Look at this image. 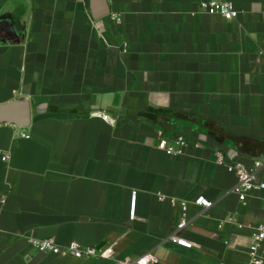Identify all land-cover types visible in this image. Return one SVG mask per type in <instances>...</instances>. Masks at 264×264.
<instances>
[{
	"label": "crops",
	"instance_id": "crops-1",
	"mask_svg": "<svg viewBox=\"0 0 264 264\" xmlns=\"http://www.w3.org/2000/svg\"><path fill=\"white\" fill-rule=\"evenodd\" d=\"M232 1L226 19L200 0H110L99 18L90 0H0L15 31L0 28V103L32 106L30 125L0 123V264L247 261L264 189L241 202L214 151L264 160V0ZM179 134L185 153L159 148ZM184 212L192 247L169 237ZM33 238L107 255L42 252Z\"/></svg>",
	"mask_w": 264,
	"mask_h": 264
},
{
	"label": "built area",
	"instance_id": "built-area-1",
	"mask_svg": "<svg viewBox=\"0 0 264 264\" xmlns=\"http://www.w3.org/2000/svg\"><path fill=\"white\" fill-rule=\"evenodd\" d=\"M200 7L203 11L212 14H220L226 19H232L239 15L240 10L232 0H200ZM96 116L102 117L105 120L114 122V118L101 110L93 113ZM20 134L25 137H30L29 133L21 131ZM160 149L167 154L178 155L186 152L189 146V141L182 135H176L172 139L161 137L158 143ZM216 161L223 164L226 168L234 172L238 176V182L233 187V190L238 194L241 202L246 203L250 194L254 191L264 189V180L260 178V171L264 166L262 158H255L251 164H247L241 159H230L226 152L222 149L214 151ZM10 157L8 153L3 154V159L7 160ZM196 202L203 206H210L212 200L201 195L196 198ZM188 204L183 201V210L186 211ZM135 212V195L131 208V214ZM188 224V218L184 212V216L173 230L169 237L184 246L192 247L194 242L180 234V231ZM31 244L39 251L52 252L56 254H72L78 258L90 256H105L107 255L104 249H100L95 245H83L75 240L61 244L54 238H33ZM157 261V258L152 253H145L134 260H118L115 264H152ZM244 264H264V220L257 223L252 235V242L248 248V258Z\"/></svg>",
	"mask_w": 264,
	"mask_h": 264
},
{
	"label": "water",
	"instance_id": "water-1",
	"mask_svg": "<svg viewBox=\"0 0 264 264\" xmlns=\"http://www.w3.org/2000/svg\"><path fill=\"white\" fill-rule=\"evenodd\" d=\"M90 9L94 18L107 15L111 12L110 0H90ZM9 35L15 33L9 22L0 24ZM32 121V106L27 98L14 99L0 103V123H12L17 126H28Z\"/></svg>",
	"mask_w": 264,
	"mask_h": 264
}]
</instances>
